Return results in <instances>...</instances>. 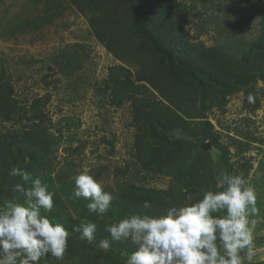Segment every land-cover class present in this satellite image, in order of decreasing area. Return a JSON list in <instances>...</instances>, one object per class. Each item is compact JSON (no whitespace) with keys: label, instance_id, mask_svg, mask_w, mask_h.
Returning <instances> with one entry per match:
<instances>
[{"label":"rangeland","instance_id":"rangeland-1","mask_svg":"<svg viewBox=\"0 0 264 264\" xmlns=\"http://www.w3.org/2000/svg\"><path fill=\"white\" fill-rule=\"evenodd\" d=\"M135 1L144 24L162 44H167L169 30L173 28L182 32L184 41L199 42L206 48L216 45L220 25L237 37L253 38L259 27L252 19L260 18L262 12L258 11L264 7V0ZM77 6L83 7L85 15ZM89 18H94L96 30L101 23L110 27L123 44L120 51L125 50L124 66L132 72L131 82L122 83L123 88L132 90L144 85L150 108L166 115L173 124L160 130L159 138L156 142L151 140L149 148L152 153L162 150L171 169L168 176L166 172L150 178L136 165L133 142L138 128L133 125V101L113 107L109 105L111 92L104 87L107 68L121 62L97 42ZM131 19L124 0H0V77L12 85L16 108L28 112L34 100L47 98L39 106L51 149L39 162L43 166L50 163L51 167L46 170L35 163L21 168L40 178L55 193V207L50 213L56 217L46 215L69 231L65 256L70 255L68 260L72 264H90L84 255V250H89L86 251L89 258L95 256L102 264H107L106 255L115 258L118 264H126L135 251L129 241V247L113 245L105 231L106 224L125 215L110 219L96 215L104 231H96L91 244L72 231L74 225L91 222L86 218L90 213L89 200L72 197L75 177L82 171L87 170L115 198L120 192H127L120 196L124 197V206L133 208L131 213L149 215L174 205L195 203L207 191H222L224 186H218V175L223 171L243 175L256 188L261 222L254 233L253 264H264V82L256 80L230 93L224 90L221 93L214 82H207L196 73L188 76L174 63L155 55L136 33ZM162 46L166 51L170 49L168 45ZM185 57L196 66L194 60ZM214 71L211 68L210 72ZM137 77L144 81H138ZM149 82L166 93L169 101ZM221 84L228 88L231 79L226 77ZM255 96L258 106L254 109L251 101ZM3 113L0 110L2 133L18 131L25 124L17 118L8 121ZM200 122L209 124L215 142L227 147L226 152L215 143L199 140L195 128ZM182 163H187V167L181 168ZM190 163L197 165L190 169ZM117 170L123 174L116 176ZM3 178L2 206L18 195L11 188L19 180L7 174ZM174 178H180L185 185L176 193L169 190ZM123 183L127 184L126 191L122 190ZM148 190L170 192L166 196L151 193L146 197L134 193ZM146 200L151 205L148 209L143 208ZM103 239L110 242L107 252L98 247Z\"/></svg>","mask_w":264,"mask_h":264},{"label":"clouds","instance_id":"clouds-1","mask_svg":"<svg viewBox=\"0 0 264 264\" xmlns=\"http://www.w3.org/2000/svg\"><path fill=\"white\" fill-rule=\"evenodd\" d=\"M9 176L19 178L11 188L18 195L0 206V264H39L47 257L62 261L69 231L46 215L55 207V193L23 168H10ZM74 184L72 197L89 200L90 213L102 218L109 211L113 195L87 170ZM221 184L222 191H207L195 203L171 206L158 216L134 212L106 224L105 231L113 241L135 247L126 264H253L254 233L261 222L258 193L240 174L221 171ZM150 207L143 202L144 209ZM96 228L82 222L72 231L91 244ZM98 247L107 252L109 240H100Z\"/></svg>","mask_w":264,"mask_h":264},{"label":"trees","instance_id":"trees-1","mask_svg":"<svg viewBox=\"0 0 264 264\" xmlns=\"http://www.w3.org/2000/svg\"><path fill=\"white\" fill-rule=\"evenodd\" d=\"M128 6V10L131 13V24L139 35V37L150 46L152 52L158 55L163 61L168 63H174L178 70L184 72L186 75L191 76L190 73H196L199 78L206 80L207 82H214V85L221 88V93H230L231 90L235 88L245 87L256 80H261L264 82V7L258 12H262L260 18L256 20L258 23L257 34L247 40L242 37H237V35L232 30H226L222 25L217 29L218 40L216 45L211 48L204 47L201 43L197 42L192 44L188 41L183 40L181 31H174L173 28L169 30V36L167 44H162L159 37L152 35L150 30L144 24L142 19V14L138 10L135 0H124ZM80 13L85 15V10L83 7L77 6ZM256 12V11H255ZM257 13V12H256ZM258 15V14H257ZM244 19V18H243ZM88 23L93 31L94 37L97 42L102 45L107 52L112 54L121 65L111 66L107 68V78L104 82V87L109 89L111 96L109 98V105L113 107L121 106L125 101H133L134 118L133 125L138 128L137 134L134 136L133 142V155L137 166L145 175L150 178H155L159 174L166 173L167 176L171 173L170 166L166 163L164 154L162 150H154L153 153L149 150L150 142L153 140L157 141L159 138L158 132L160 130H166L167 128L173 127V124L167 120L166 115H162L158 111H154V108H150V98L147 96V88L144 85L135 87L132 90H127L123 88L122 83H130V76L132 72L126 68V57L125 50L122 49L123 44L119 36L112 31L110 27L106 24L101 23L98 30L95 29L94 18H89ZM225 26H228L227 24ZM225 34H221L222 30ZM168 45L170 49L167 51L162 45ZM120 51V52H119ZM194 60L196 66H192L186 60ZM211 68H214V72H210ZM210 70V71H209ZM229 77L231 79V85L228 88L222 87V81L224 78ZM140 82L144 81V78L137 77ZM151 87L158 91L161 96L165 97L167 101L168 95L159 89L154 83L149 82ZM223 90L225 92H223ZM13 88L12 85L3 78L0 77V110L5 111L3 117L8 119V121L13 118H17L19 121H25V124L18 131H11L2 133L0 130V182L4 181L3 176L9 175V170L12 167L21 168V166H29L38 163L43 169H50L51 164L45 163V166L39 161L46 154V152L51 149L50 139L47 130L42 127L41 121L43 115L41 114V105L46 103L47 98L44 100L37 99L31 103V111H25L23 108H16V102L12 98ZM135 95L137 97H135ZM138 103V105H137ZM253 108H257L258 100L256 96L253 97L251 101ZM14 111H18V114H14ZM30 112V114H28ZM186 122H184L185 124ZM186 125V124H185ZM195 132L200 136V141L203 142L208 140L215 143L222 152L227 151V147H224L215 142V137L211 131V128L207 122L196 124ZM191 133V130H189ZM27 161V163H26ZM197 164H189V168L192 169ZM187 167V163H182L181 168ZM181 172V171H179ZM185 172V171H184ZM123 174V171L117 170L115 173ZM3 175V176H2ZM118 177L115 178L117 180ZM174 185L170 186L169 190L176 193L179 189L184 186L180 178H174ZM127 184H121L122 190H127ZM124 190V191H126ZM140 191L139 189H133ZM169 190L160 191H145V192H134L141 194L146 197L151 193L152 196H166ZM127 192H120L121 195H125ZM143 193V194H142ZM146 193V194H144ZM120 194L117 195V199L114 197L111 202V207L109 211L102 217L103 219L118 218L127 216L131 213L128 205L124 206V197ZM151 196V197H152ZM131 200V199H130ZM90 202V201H89ZM0 206H2V196L0 194ZM165 211H158L151 213L150 215H163L166 214ZM142 211V210H141ZM51 218H55L56 214L50 213ZM89 221L95 223L97 227L100 226L101 222L96 217V214L89 213L86 215ZM98 233L104 231L103 227H99L96 230ZM72 233V232H71ZM113 245L124 246L125 244L130 246L128 241H113L110 240ZM84 255H87V262L90 264H102L99 262L95 256L89 258V250H84ZM89 251V252H86ZM70 255L65 256L62 261L56 260L51 257L43 258L40 264H72L68 260ZM107 264H118L115 258L106 255Z\"/></svg>","mask_w":264,"mask_h":264}]
</instances>
